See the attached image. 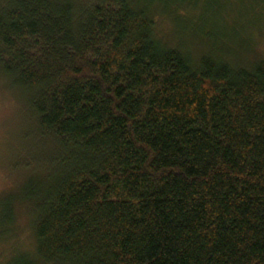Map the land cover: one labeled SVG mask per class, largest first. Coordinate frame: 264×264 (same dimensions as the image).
I'll return each instance as SVG.
<instances>
[{"label":"trees","instance_id":"trees-1","mask_svg":"<svg viewBox=\"0 0 264 264\" xmlns=\"http://www.w3.org/2000/svg\"><path fill=\"white\" fill-rule=\"evenodd\" d=\"M155 2L0 0V74L47 146L4 201L35 241L8 264H264V61L191 64Z\"/></svg>","mask_w":264,"mask_h":264},{"label":"rangeland","instance_id":"rangeland-1","mask_svg":"<svg viewBox=\"0 0 264 264\" xmlns=\"http://www.w3.org/2000/svg\"><path fill=\"white\" fill-rule=\"evenodd\" d=\"M144 6L161 42L191 64L203 56L247 69L264 61V0H164L161 6ZM36 137L25 98L0 74V264H8L16 252L33 256L35 241L26 209H15V220L4 226L5 233L2 213L4 201L23 193L27 174L33 173L22 163L46 150Z\"/></svg>","mask_w":264,"mask_h":264}]
</instances>
